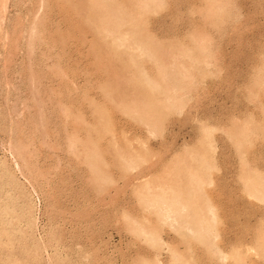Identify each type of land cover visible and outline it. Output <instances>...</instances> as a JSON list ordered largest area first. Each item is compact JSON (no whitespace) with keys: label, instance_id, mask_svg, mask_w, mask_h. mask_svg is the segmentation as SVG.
I'll use <instances>...</instances> for the list:
<instances>
[{"label":"rangeland","instance_id":"obj_1","mask_svg":"<svg viewBox=\"0 0 264 264\" xmlns=\"http://www.w3.org/2000/svg\"><path fill=\"white\" fill-rule=\"evenodd\" d=\"M0 264H264V0H0Z\"/></svg>","mask_w":264,"mask_h":264}]
</instances>
